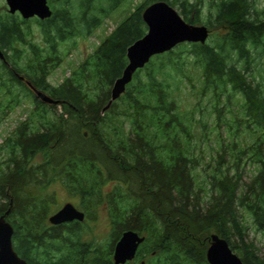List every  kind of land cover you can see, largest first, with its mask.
Returning <instances> with one entry per match:
<instances>
[{
  "label": "trees",
  "instance_id": "trees-1",
  "mask_svg": "<svg viewBox=\"0 0 264 264\" xmlns=\"http://www.w3.org/2000/svg\"><path fill=\"white\" fill-rule=\"evenodd\" d=\"M71 1L48 0L52 14L45 19L0 14V122L22 93L34 102L33 112L0 143L6 154L0 215L8 211L14 250L28 264H113L115 242L131 229L144 236L136 264H210L205 252L212 231L243 264H264V255L243 243L240 217L241 210L248 212L264 235V15L255 1H208L204 23L216 26L215 38L152 56L106 109L111 86L127 64V47L147 30L142 11L158 0L134 7L69 76L51 85L46 79L59 64L60 43L90 34L123 2L79 0L76 12ZM164 1L187 22L201 21L203 0ZM33 22L45 46L30 41ZM15 72L58 103L41 101ZM187 82L203 95L211 92L217 119L227 106L229 137L207 162L191 148L196 124L207 123L179 101ZM56 105L62 110L54 116L50 109ZM39 152L44 161L32 166ZM244 159L256 167L246 181ZM53 181L80 195L85 209L105 205L109 241H81L77 224L49 227L50 202L33 190ZM106 184H112L107 191ZM152 252L157 257L145 259Z\"/></svg>",
  "mask_w": 264,
  "mask_h": 264
},
{
  "label": "rangeland",
  "instance_id": "rangeland-1",
  "mask_svg": "<svg viewBox=\"0 0 264 264\" xmlns=\"http://www.w3.org/2000/svg\"><path fill=\"white\" fill-rule=\"evenodd\" d=\"M122 1V5L111 12L109 16L104 17L100 26L94 29L90 34L75 36L60 43L59 64L51 69V72L48 74L46 79L51 85H58L64 80V78L69 76L73 69L78 67V65L95 49V47L101 43L105 36H107L119 24V22L125 19L134 7L141 4L144 0ZM208 1L211 0H203V4L205 6L200 15L201 21L196 24L205 25L204 22L208 21V18L210 16L207 10ZM253 1H255V8L258 9V11L262 12V15H264V0ZM79 2V0L71 1L72 7H74L76 12L78 10ZM4 12L9 13L5 0H0V14H4ZM15 14L18 13L16 12ZM34 18L36 17H32V19ZM208 28L209 36L206 41L211 42L215 38L217 28L216 26ZM31 36L32 37L30 41L32 43H34L35 45L45 46V44H41V32L34 22L32 23ZM25 51L29 52L26 48ZM258 70L262 72L260 67L258 68ZM258 77L259 76L257 75V78ZM180 88L181 89L179 90L178 97L181 105L186 110H194L195 118L207 123V125L204 127H202V123L196 124V138H194L193 144L191 146V148L195 150V153L201 150L198 155H203L204 162H207L210 160V157L215 155L218 149V144L223 142V138L225 139L226 137H229L226 131L227 123H225L223 120V118L225 117L224 113L227 111V106L223 108L224 110H222L219 119H217L216 112L213 109L215 100L211 92H207L206 95H203L197 91L196 86H191L188 82L184 86H180ZM25 93H22L23 97L18 104L9 108L4 113L3 118L0 122V143L4 141L6 136L10 134V132L20 121L27 118L29 114L33 112V98H31L29 95L27 96V94L25 95ZM221 106L222 101L218 103V108H220ZM233 109H235V106L232 107V110ZM61 110V106L56 105L54 107H51L50 112H52L54 116H57L59 113H61ZM246 137H248V135H246ZM5 157L6 154L4 150H1L0 163L4 160ZM43 158V153L39 152L37 155H35V157H33L29 164L32 163L31 165L35 166L37 163H42L44 161ZM243 162L244 163H242L241 166V172L243 175L242 179L246 181L252 175L253 171L256 170V167L249 162V159H244ZM199 171L201 170L197 169L194 173L198 174ZM112 184H106L104 190L107 191ZM33 192L35 194H41L48 202H50V213L56 211L59 207L62 206L64 202H72L77 207H84V205L82 204L81 196H75L74 194H72L71 191L68 190L59 181H53L49 184L47 183L40 190H33ZM86 211L87 218L80 226V240L85 243L91 242L93 243V245H104L107 241L110 240L111 237L109 217L105 205L103 203H99L95 208L92 207L90 210L86 209ZM240 213L243 214L240 215V217L242 223L246 227L243 243L248 245L250 248L253 247L255 254L263 256L264 235L259 230H257L248 212L241 210ZM46 223L48 222L46 221ZM211 233L212 231L209 232L208 236H210ZM235 241H237V244H241L238 236H236ZM157 255L158 253L152 255L146 254L145 259H155ZM136 263L137 260H134L130 264Z\"/></svg>",
  "mask_w": 264,
  "mask_h": 264
},
{
  "label": "water",
  "instance_id": "water-1",
  "mask_svg": "<svg viewBox=\"0 0 264 264\" xmlns=\"http://www.w3.org/2000/svg\"><path fill=\"white\" fill-rule=\"evenodd\" d=\"M10 14L18 13L22 18L37 17L45 19L51 16L52 9L48 0H5ZM142 19L146 24L145 34L135 40L126 49L127 64L117 77L110 91V99L104 109L125 91L126 85L132 80L134 72L142 68L152 56L173 49L183 42L205 43L209 36V28L204 24L187 22L177 9L164 0L155 1L147 5L142 11ZM0 60L5 61L3 51L0 49ZM19 79L22 75L15 72ZM26 84L32 89L36 97L49 104H56L47 93L35 88L30 81ZM6 211L0 215V264H28L13 248V226L6 220ZM84 213L71 202L64 203L58 210L48 216L52 225L82 221ZM205 256L210 264H243L241 258L230 248L227 240L216 233L209 237ZM144 240L136 231L124 230L113 248V264H125L135 257L137 248Z\"/></svg>",
  "mask_w": 264,
  "mask_h": 264
},
{
  "label": "flooded vegetation",
  "instance_id": "flooded-vegetation-1",
  "mask_svg": "<svg viewBox=\"0 0 264 264\" xmlns=\"http://www.w3.org/2000/svg\"><path fill=\"white\" fill-rule=\"evenodd\" d=\"M22 81H26V79L24 78V79H22ZM64 203H66V202H64ZM63 203V204H64ZM72 203V202H71ZM77 209H79V210H81L83 213H84V219L82 220V221H79V220H72V221H69V222H65V223H61V224H58V225H62V224H77V225H81L82 223H83V221L87 218V211H86V209L84 208V207H77L76 205H74ZM60 208V207H59ZM58 208V209H59ZM51 214V213H50ZM49 214V215H50ZM49 215H47L45 218H46V221L48 222V216ZM48 225H49V227L50 226H58V225H52V224H50V223H47ZM141 244V243H140ZM140 244H139V246H140ZM139 246H138V248H139ZM137 248V249H138ZM136 253H137V251H136ZM152 254H153V252H152ZM21 258H23V259H25L23 256H21V255H19ZM135 257H136V254H135ZM134 257V258H135ZM134 258L132 259V260H130V261H127V262H132L133 260H134ZM27 262V261H26ZM142 264L144 263V259H142L141 261H140ZM28 263V262H27Z\"/></svg>",
  "mask_w": 264,
  "mask_h": 264
}]
</instances>
